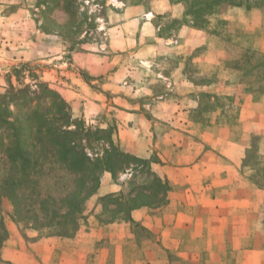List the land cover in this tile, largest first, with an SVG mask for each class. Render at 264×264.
Returning <instances> with one entry per match:
<instances>
[{
  "label": "rangeland",
  "instance_id": "1",
  "mask_svg": "<svg viewBox=\"0 0 264 264\" xmlns=\"http://www.w3.org/2000/svg\"><path fill=\"white\" fill-rule=\"evenodd\" d=\"M65 1L68 0H0V94L8 89V75L18 87L13 69L28 64L24 79L26 84L32 85V76H37L60 93L57 88H66L64 82L69 76L72 80L74 74L76 79L85 82L106 100H115L118 94L107 89L114 71L95 77L79 69L74 60L79 54L101 55L109 58L111 66L116 64V67L123 69L121 80L129 83L130 88L129 91H123L120 97L126 100H157L168 96L173 100H181L176 108L179 117L185 118V121L169 117L163 123L157 119L153 121L169 129H192V124H199L197 129L202 133L198 135H201L203 144L210 137L225 138L227 133L231 137L238 136L248 129L243 128L244 123H241L242 111L264 96V9L226 6L210 19L206 27L196 28L185 23H175L176 20L183 22L185 8L171 0H74L75 5L70 11L63 8ZM126 10L129 12L127 16L140 18L143 24L136 33L137 41L133 31L136 27H132L128 29L134 33L130 36L132 43L123 50L115 51L111 48L109 34L112 33L109 29L118 18L123 19ZM51 37L59 39L56 45H51ZM120 41L115 46L123 48ZM47 52H54L55 55L46 56ZM26 53L30 55L26 57ZM38 54L42 56L34 58ZM75 118L83 120L93 130L112 127L116 129L115 135L118 131L117 119L110 108L92 119L83 116ZM244 165V173L255 187L264 189V135L252 134ZM140 170L118 172L117 181H113L122 185L123 189L113 195L120 196L134 191L130 199L138 196L151 203L164 202V187L159 184L152 186L153 177ZM10 174L8 159L0 155V186ZM148 186L153 189L141 190ZM74 187V177L59 171L49 172L39 180L38 185L42 195H51L57 199L63 198ZM17 194V212L11 199L2 200L8 239L1 250V257L9 264L15 263L8 261L4 255L5 244L10 236L8 226L20 234L26 229H34L31 221L22 220L21 189ZM121 198L117 201L118 205L113 203V199H99V203L107 208L105 221H110L118 211L129 212L130 205L123 207L126 203ZM89 208L84 207V219L79 229L86 221L85 212ZM199 214V221L207 219ZM119 217L125 219L124 213L119 212L117 219ZM133 230L140 247L132 248L133 240L126 239L127 251L123 250L126 264H146L148 259L161 262V257L166 256L165 250L154 246L160 235L152 233L140 223L134 225ZM36 231L40 237L49 238L59 237L60 230L48 227ZM177 239L170 236L168 240L171 245H176ZM106 242L103 240L108 251L109 245ZM149 242L153 244L149 245ZM169 252L172 264H182L180 260L183 250L170 249ZM205 260V256H199L184 264H205Z\"/></svg>",
  "mask_w": 264,
  "mask_h": 264
},
{
  "label": "crops",
  "instance_id": "2",
  "mask_svg": "<svg viewBox=\"0 0 264 264\" xmlns=\"http://www.w3.org/2000/svg\"><path fill=\"white\" fill-rule=\"evenodd\" d=\"M128 13L126 10L123 19L118 18L109 29L111 48L115 51L132 43L130 36L134 33L128 31L132 27H136L134 38L138 40L136 33L143 20L131 18ZM51 38V45H56L59 39ZM118 40L123 48L115 46ZM49 53L46 56L55 55ZM74 60L79 69L95 77L114 71L107 89L118 94L115 100H106L74 74L72 80L69 76L64 82L67 87L57 89L71 105L75 117L92 119L104 114L107 108L112 109L118 124L115 138L121 149L152 161L151 171L170 185L165 205L141 207L130 213L134 223L160 235L154 246L165 250L166 256L161 257V262L148 259L147 263L172 264L169 250L177 249L184 251L182 264L199 256L206 257L205 264H264V189L255 187L244 173L252 134L264 135V96L243 109L241 123L248 128L245 132L233 137L230 133L225 138L210 137L203 144L198 135L202 133L197 129L199 124H192V129H169L162 124L168 117L185 119L179 117L176 108L181 100L168 96L126 100L119 96L130 88L129 83L121 80L122 68L111 66L109 58L101 55L79 54ZM122 189L110 173L103 175L95 196L86 203L85 207H90L85 212L86 221L74 238L40 237L34 229L20 234L8 226L5 258L15 264H126V239L133 240L132 248L140 247L134 225L120 217L105 221V210L99 203L100 198ZM199 212L207 219L199 221ZM170 236L178 237L176 245L169 243ZM103 240L109 245L108 251Z\"/></svg>",
  "mask_w": 264,
  "mask_h": 264
},
{
  "label": "trees",
  "instance_id": "3",
  "mask_svg": "<svg viewBox=\"0 0 264 264\" xmlns=\"http://www.w3.org/2000/svg\"><path fill=\"white\" fill-rule=\"evenodd\" d=\"M171 1L185 8L183 22L176 20L175 23H185L196 28L206 27L210 19L226 6L264 9V0ZM74 5V0H68L63 8L70 11ZM28 67V64L15 67L13 72L18 87L8 75V89L0 94V155L5 156L11 166L10 176L0 186V264H9L1 257V250L8 239L2 200L11 199L17 212L19 189L23 192L22 220L31 221L34 230L58 228V236L62 238H72L79 230L80 222L84 219L85 203L98 191L105 173H110L113 180L117 181L118 172L124 173L128 169L135 172L141 168V172L146 171L153 177L152 186L162 185L166 192L165 201L160 203H151L138 196L130 199L134 191L104 197L102 200L113 199L115 205H118L117 201L122 197L126 206H120L130 205L128 213L125 210L118 211L112 221L121 212L126 220L138 225L131 220L130 213L141 207L165 204L170 191L168 181L151 171L152 161L128 154L120 148L115 139V128L93 130L87 127L83 120L74 117L71 105L65 98L37 76H32V85L26 84L24 79ZM51 171L65 172L75 179L74 189L61 199L44 196L39 191V180ZM152 186L141 190H152ZM103 208L107 209L105 206Z\"/></svg>",
  "mask_w": 264,
  "mask_h": 264
}]
</instances>
